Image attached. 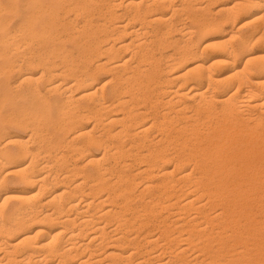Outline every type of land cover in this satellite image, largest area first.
Wrapping results in <instances>:
<instances>
[{
	"label": "bare ground",
	"instance_id": "1",
	"mask_svg": "<svg viewBox=\"0 0 264 264\" xmlns=\"http://www.w3.org/2000/svg\"><path fill=\"white\" fill-rule=\"evenodd\" d=\"M174 1L0 0V264H264V34L195 49L264 0Z\"/></svg>",
	"mask_w": 264,
	"mask_h": 264
},
{
	"label": "rangeland",
	"instance_id": "2",
	"mask_svg": "<svg viewBox=\"0 0 264 264\" xmlns=\"http://www.w3.org/2000/svg\"><path fill=\"white\" fill-rule=\"evenodd\" d=\"M182 0H175L174 2L175 3H177V4H180V2H181ZM203 1H204V4H202L203 3ZM197 2V3H196ZM196 2H193V3H195V4H197V6H200L201 8L200 9H202L201 11L198 9V7H197V10L194 12V14H195V16L196 17H198V18H200L201 16H203L204 14H206L205 12H208V14L210 13L211 14V12H214L213 14H216V10H217V8L219 7V3H220V1L218 0V1H216V0H214V1H211V2H209L208 0H196ZM198 2H202V3H200V4H198ZM231 2V3H230ZM229 3H230V5H232V0H230L229 1ZM202 4V5H201ZM215 4H217V5H215ZM210 5H212V6H210ZM207 6H209V7H207ZM208 8H209V10L211 11H208ZM205 9V10H204ZM200 11V12H199ZM187 13H189V14H192L191 12H187ZM207 14V15H208ZM213 14H211V16L213 15ZM264 14V5L263 6H261V7H248L244 12H242L240 15L241 16H239L238 18L236 17V21H237V23L235 22V20H233V21H231L230 23H224L223 24V31L222 30H217V31H214V32H212V33H209V34H207V35H205L201 40H199L200 42H198V41H196L195 43V49H197L199 52H202L203 51V49L205 48V46L207 45V44H209V43H216V42H229V40H233L232 39V34H231V32L233 31V30H236V29H238L240 26H242V25H246L245 27H246V31H247V34L248 35H250L251 33H253V32H255V31H257V33H259V36H260V33H261V35L262 34H264L262 31H264V18H260V19H262V20H257V21H253L254 20V18H258V17H260L261 15H263ZM245 15V16H244ZM200 16V17H199ZM214 17V16H213ZM216 17H219V16H216ZM250 18V19H249ZM253 22H252V21ZM177 22V21H176ZM190 22V21H189ZM189 22H187V21H185V23L186 24H189ZM232 22H235L234 24L232 23ZM239 22V23H238ZM250 22H252V23H250ZM182 24H183V22H181ZM180 23V24H181ZM191 23V22H190ZM247 23V24H246ZM259 23H261V24H259ZM249 24V25H248ZM253 24V25H252ZM259 24V25H258ZM232 25H234L236 28H234ZM239 25V26H238ZM232 27V28H231ZM250 29V30H249ZM256 29V30H255ZM249 30V31H248ZM220 31V32H219ZM250 33V34H249ZM224 36V37H223ZM264 36V35H263ZM263 36H261V38H263ZM231 38V39H230ZM235 41H238V40H236V39H234L232 42H230V43H228L229 45H231V46H233V47H236L238 44V42L236 43ZM204 42V43H203ZM254 44V46H252L253 44ZM251 43V45L250 46H252V47H249V49H251L253 52H252V58L254 59L255 58V60H254V62H253V66L254 65H259V64H262V63H264V38H263V40H262V43H261V40L260 41H257V42H252ZM256 43V44H255ZM237 44V45H236ZM236 45V46H235ZM173 49H174V46H172V45H170ZM201 46V47H200ZM167 48V47H166ZM165 48V49H166ZM172 48H169V46H168V50L166 51L165 49V51L166 52H172L173 51V49ZM253 48V49H252ZM262 48V49H261ZM23 49V50H22ZM170 49H172V50H170ZM21 50V52L23 53V51H24V48H21L20 49ZM251 50L249 51L250 53H251ZM212 51V52H211ZM25 52V51H24ZM248 52V53H249ZM213 53V50L212 49H209L208 51H206V53H205V55H204V58H207V57H209L211 54ZM20 56L22 55L23 56V54H19ZM12 57V55H10V58ZM10 58H9V60H10ZM245 58V59H244ZM260 58H262V59H260ZM246 59H247V57H240L239 59L237 58V61H236V65H235V67H239V68H242L244 65H245V62H246ZM14 60V57H13V59H12V61ZM232 67L233 66H228V67H226V66H223L222 65V67L221 66H219V67H217V69H216V67L214 68L215 69V71H216V73H218V75L220 76V77H218L219 78V80H220V82L222 83V82H224V81H230V80H234L232 83H235V82H237L236 80H238L237 79V76H232V77H230L229 78V76L230 75H233V69H232ZM187 68V66H185V67H183V68H181L182 70L181 71H185V69ZM226 68H228V69H226ZM232 69V71H231V69ZM9 69V68H8ZM10 70V69H9ZM218 70V71H217ZM5 71H7V69H4V73H5V76L3 75V76H1L0 77V85H3L4 83L5 84H7L9 87H12L13 85V87H14V89H15V91H17V92H15V91H13L12 92V98H14L13 100H12V98L11 99H9V101H7V103L5 102L1 107H0V110H1V116H3V118H6V115H8V114H17V112H19L20 110H21V107L22 108H24L25 106H29V103H32V99H31V97H27V88H26V86L25 85H23L22 87H15V86H17V80H18V71H16V72H14L13 70H10V71H12V72H10V73H8L9 71H7V72H5ZM214 71V72H215ZM229 71V72H228ZM7 74V75H6ZM222 74V75H221ZM7 76V77H6ZM35 77H36V79H38L37 77H39V74H35ZM103 78H102V81L101 82H103V81H105L108 77H109V74H104L103 76H102ZM228 77V78H227ZM227 78V79H226ZM221 79H224V80H221ZM226 79V80H225ZM8 82V83H7ZM15 82H16V84H15ZM223 83V84H227V83H230L231 84V81L230 82H227V83ZM2 83V84H1ZM238 83L239 82H237V84L236 85H238ZM43 81H41L40 79H39V81L37 80V86L39 87V89H41V90H43L44 89V86H43ZM244 85V84H243ZM243 85L241 86L242 88H244L243 87ZM1 88V87H0ZM22 88V89H21ZM241 88V90L242 91H244L245 90V88L244 89H242ZM18 90H20V91H18ZM217 93V92H216ZM16 95V96H15ZM18 95V96H17ZM24 96L26 97V98H24ZM16 101V102H15ZM29 101V102H28ZM53 101H54V98H53ZM25 102V103H24ZM15 105V106H14ZM12 106V107H11ZM17 106V107H16ZM145 106H146V104H145ZM145 106H142V107H145ZM12 110V112H10ZM3 111V112H2ZM7 111V112H6ZM8 111H9V113H8ZM14 112V113H13ZM5 116V117H4ZM11 116V117H10ZM8 115L7 117H8V119H11L12 118V116H14V115ZM7 118H6V122H8L9 120H8ZM8 120V121H7ZM1 123H2V121H0ZM5 123V122H4ZM9 123V122H8ZM8 123H6L8 126H7V128H8V131H10L11 133L13 132V133H15V132H19V133H22V135H24V137L27 139L28 138V135H29V133H30V131H29V129L27 128H25L24 130H16V129H14L13 127H11ZM264 125V124H263ZM27 131V132H26ZM156 131V130H155ZM158 133V132H157ZM162 134V133H161ZM161 134L159 135V136H161ZM26 135H27V137H26ZM31 146H33V145H31ZM147 146V145H146ZM264 182V181H263ZM264 184V183H263ZM139 187V185L137 186V188ZM141 185H140V189H141ZM7 188H8V190H12V189H20V188H22V186L21 185H18L17 183H10V184H8L7 185ZM137 203H138V205H140V202L139 201H137ZM161 212L163 213L162 215H161ZM160 215L158 214H155L154 215V219L155 220H157L158 218L161 220V219H163V218H166L167 216H168V213H166V210H161L160 212ZM166 213V214H165ZM157 216H160V217H158L157 218ZM162 216H163V218H162ZM165 216V217H164ZM170 218V217H169ZM169 218H168V220H169ZM153 219V218H152ZM151 219V222H150V224L152 223L153 225L155 224L156 226L158 225V224H156V221L153 219L152 220ZM159 219L157 220L158 222H159ZM171 219V218H170ZM149 222V221H148ZM155 222V223H154ZM154 225V226H155ZM150 226H152V225H150ZM164 257H166L165 259H170V257L167 255V256H164ZM171 264H173V263H171Z\"/></svg>",
	"mask_w": 264,
	"mask_h": 264
}]
</instances>
